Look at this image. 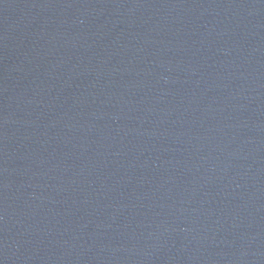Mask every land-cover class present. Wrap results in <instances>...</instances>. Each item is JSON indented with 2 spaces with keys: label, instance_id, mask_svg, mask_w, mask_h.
Here are the masks:
<instances>
[{
  "label": "water",
  "instance_id": "obj_1",
  "mask_svg": "<svg viewBox=\"0 0 264 264\" xmlns=\"http://www.w3.org/2000/svg\"><path fill=\"white\" fill-rule=\"evenodd\" d=\"M0 264H264V0H0Z\"/></svg>",
  "mask_w": 264,
  "mask_h": 264
}]
</instances>
